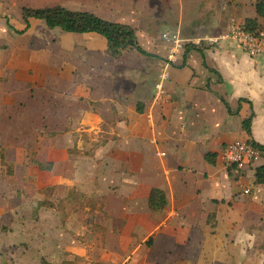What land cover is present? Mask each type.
<instances>
[{
  "label": "crops",
  "instance_id": "obj_1",
  "mask_svg": "<svg viewBox=\"0 0 264 264\" xmlns=\"http://www.w3.org/2000/svg\"><path fill=\"white\" fill-rule=\"evenodd\" d=\"M23 1L20 11L62 6L130 26L143 52L112 56L97 34L34 19L26 27L21 13L15 27L0 18L1 169L42 189L2 209L16 219L0 242L6 263L264 264V184L255 177L264 55L210 42L233 18L264 27L256 0ZM165 27L200 46L170 61ZM159 83L168 102L154 101ZM232 143L263 149L242 185L223 158ZM152 190L164 195L155 210ZM21 202L32 221L19 220Z\"/></svg>",
  "mask_w": 264,
  "mask_h": 264
},
{
  "label": "trees",
  "instance_id": "obj_2",
  "mask_svg": "<svg viewBox=\"0 0 264 264\" xmlns=\"http://www.w3.org/2000/svg\"><path fill=\"white\" fill-rule=\"evenodd\" d=\"M254 6L258 18L264 20V0H256ZM21 15L26 27L29 25L28 21L34 19L44 21L49 29L58 28L63 32L72 34H97L105 39L112 56L119 55L122 50L127 48L135 49L141 53L143 52L136 42L135 30L133 28L127 25L105 21L88 12L72 11L62 6H55L41 9L22 8ZM8 26L11 28L10 25ZM259 28L261 26L257 18L247 19L245 21L244 29L246 31L253 33ZM199 46L200 44H189L186 45V49H198ZM243 126L246 133L250 135V119H247ZM254 145L258 147V145ZM258 148L263 150L261 147ZM207 158H210V156ZM255 177L256 184H264V166L256 170ZM163 199L164 195L161 191L152 190L149 200L151 209H157L158 205H160L157 203ZM40 206H45V203H39L38 207Z\"/></svg>",
  "mask_w": 264,
  "mask_h": 264
},
{
  "label": "built area",
  "instance_id": "obj_3",
  "mask_svg": "<svg viewBox=\"0 0 264 264\" xmlns=\"http://www.w3.org/2000/svg\"><path fill=\"white\" fill-rule=\"evenodd\" d=\"M161 39L170 45V55L168 57L170 61H174L177 55L190 43L182 38L179 30H174L170 27L161 34ZM219 41L234 42L250 58L264 55V27L251 33L244 29L242 23L233 18L229 21L225 32L220 37L210 39L211 43H218ZM169 100L170 96L165 91L163 83L156 85L154 101L156 103H165ZM157 156H164V154L158 153ZM260 157L261 150L253 143H232L227 145L223 151V158L227 167L241 185L246 178L244 170L257 163ZM250 192L251 186L244 184L242 195H249Z\"/></svg>",
  "mask_w": 264,
  "mask_h": 264
},
{
  "label": "rangeland",
  "instance_id": "obj_4",
  "mask_svg": "<svg viewBox=\"0 0 264 264\" xmlns=\"http://www.w3.org/2000/svg\"><path fill=\"white\" fill-rule=\"evenodd\" d=\"M27 5V3L23 0H0V18H7L11 25L15 27L17 24H20L22 21L20 20V7ZM2 23V22H1ZM169 27H165L163 29V32ZM182 36V35H181ZM5 36H2L0 34V50H7L8 43L4 40ZM183 38V36H182ZM34 156L31 155L30 159ZM3 162H0V242L2 241V238L7 237L6 234L7 228L10 222L15 221L16 219L13 217V214H8L6 211H2V209H6L7 206L11 208H15L18 205L17 199L21 200L23 197L25 199L31 198V195L34 194V191H37L38 194H40V191L42 189H38V186H25L20 179H12V172H10L9 169L2 168ZM26 202H21L20 204V217L19 220L23 221H29L31 220L28 218V215L23 216L24 209L26 211L25 206ZM29 204V202H28ZM24 218V219H23ZM32 221V220H31ZM2 228V230H1ZM4 241H8L7 239ZM2 259L4 260V263H6L7 255L4 256L1 254ZM11 259V258H8ZM12 260V259H11Z\"/></svg>",
  "mask_w": 264,
  "mask_h": 264
}]
</instances>
